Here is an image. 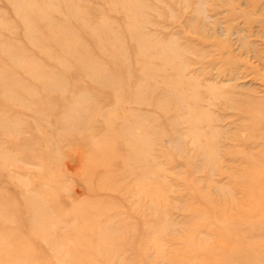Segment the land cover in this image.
Returning <instances> with one entry per match:
<instances>
[{
    "label": "rangeland",
    "instance_id": "rangeland-1",
    "mask_svg": "<svg viewBox=\"0 0 264 264\" xmlns=\"http://www.w3.org/2000/svg\"><path fill=\"white\" fill-rule=\"evenodd\" d=\"M0 264H264V0H0Z\"/></svg>",
    "mask_w": 264,
    "mask_h": 264
},
{
    "label": "bare ground",
    "instance_id": "bare-ground-1",
    "mask_svg": "<svg viewBox=\"0 0 264 264\" xmlns=\"http://www.w3.org/2000/svg\"><path fill=\"white\" fill-rule=\"evenodd\" d=\"M259 202H260V200H259V201L256 200L254 203H259ZM46 214H47V213H46Z\"/></svg>",
    "mask_w": 264,
    "mask_h": 264
}]
</instances>
